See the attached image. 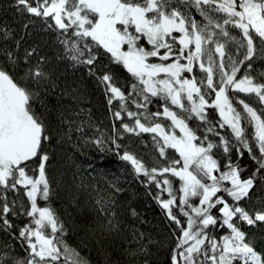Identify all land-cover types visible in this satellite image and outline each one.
Masks as SVG:
<instances>
[{
	"label": "snow or ice",
	"instance_id": "1",
	"mask_svg": "<svg viewBox=\"0 0 264 264\" xmlns=\"http://www.w3.org/2000/svg\"><path fill=\"white\" fill-rule=\"evenodd\" d=\"M15 3L21 12L54 21L65 36L58 38L64 55L57 59H67L73 66L87 65L89 74L95 75L97 50L102 48L135 79L131 91L125 92L113 82L110 73L98 77L109 95L108 104L119 102L120 110L114 117L122 120L125 112L134 119V126L121 123L125 132L154 134L153 140L162 158L167 159L168 148L179 154V159L169 161L167 166L149 170L133 153L117 152L121 160L132 165L136 174H142L149 183L154 182L157 188L168 193V199L159 195L155 199L166 210L168 218L180 227L171 264H264V253L255 249L239 227L240 221L248 225L264 222V210L253 214L240 206L254 188L257 175L264 180V110L258 111L234 96L235 93L255 95L264 104V82H257L248 71L237 77L245 62L247 69L252 68L258 51L257 40L261 45L260 54L264 55V0H179L175 7L172 0H43L42 3L15 0ZM192 8L206 22L191 15ZM229 26L238 29L240 36L232 35ZM24 27L27 29L28 24ZM141 41H146L151 48L144 47ZM233 44L243 59H234L228 51ZM7 55L15 66L17 59L11 52ZM35 55L37 50L32 48L24 57L25 64L30 65L24 71V83L0 67V188L18 191L19 186L25 190L29 202L28 208L20 205L29 222L18 233L27 255L0 251V264H89L64 239L65 225L55 210L38 203L49 201L52 195L46 174L49 155L44 151L45 143L52 136L43 113L34 110V103L41 96L40 88L51 80V74L45 67L44 56L31 65V57ZM150 57H157L160 62L150 63ZM197 65L203 74L199 79L194 74ZM185 73L193 75L189 77ZM55 86L52 81L51 87ZM210 93H214L211 101ZM153 97L163 101L162 111H148ZM129 100L144 111L129 110ZM209 108L217 110L219 122L209 120ZM141 117L151 123L142 122ZM158 117L170 120L171 124L154 122ZM193 120L205 126L203 135L197 134L199 125L190 126ZM249 127L250 137L246 131ZM218 128L225 129V134ZM175 129H179V135ZM209 134L219 137L218 143L209 139ZM96 143L101 145L103 141L98 139ZM112 143L116 149L121 147L115 139ZM219 148L225 154L235 149L239 157L247 150L258 168L242 178L239 164L229 160L224 165L227 170L221 171L213 153V149ZM36 158L40 161L38 175H30L29 165ZM165 174L178 178L179 189L174 190L172 180ZM157 176L164 179L158 180ZM225 181L230 186H225ZM221 192L231 197L233 203L219 195ZM191 198H196L198 203ZM0 201V228L10 231L13 225L8 216L18 214L17 202L13 201L10 206L6 195ZM96 203L98 222L92 235L102 244L116 225L102 219L109 215V207L100 200ZM261 203L264 205V201ZM174 207L179 208L186 224L174 214ZM214 209L219 215L213 214ZM210 228L228 231L217 238Z\"/></svg>",
	"mask_w": 264,
	"mask_h": 264
},
{
	"label": "trees",
	"instance_id": "2",
	"mask_svg": "<svg viewBox=\"0 0 264 264\" xmlns=\"http://www.w3.org/2000/svg\"><path fill=\"white\" fill-rule=\"evenodd\" d=\"M32 2L35 3V0ZM40 2L42 3L43 0ZM178 2L179 0H172V6L175 7ZM190 14L198 21L206 22L194 8L190 10ZM25 24H28L27 29L24 27ZM229 28L232 35L240 36L238 29H231L230 26ZM58 38L64 39L65 36L50 18L45 21L43 17H35L19 11L15 0H0V67L12 73L18 82L24 83V71L30 66L25 64L24 57L28 50L35 48L37 55L31 57V65H35L39 57L44 56L45 67L51 74V80L40 88L41 96L34 103V110L43 113L52 136L51 141L44 145V151L49 155L46 174L52 195L49 201H38V203L40 206L50 205L55 210L65 225L64 239L69 245L77 248L89 264H171L180 227L168 218L166 210L162 209L155 199L158 195L168 199V193L157 188L154 182L149 183L148 178L142 174H136L132 165L121 160L117 152L133 153L149 170L153 167L167 166L169 161L179 159V154L174 149L168 148L167 159L160 157L153 140L154 134L127 133L121 127V123L134 126V119L129 118L125 112H122V120L114 117V113L120 110L119 102L108 104L109 95H106L105 86L98 77L108 72L113 75V82L123 91H131V84L135 79L122 64L115 63L110 54L100 48L97 50L95 75H90L87 65L73 66L67 59H57L64 55L63 46ZM88 39L91 43L90 38ZM140 43L148 49L151 48L146 41ZM260 47L257 40L258 51L252 61L253 66L247 69V62L241 65V71L237 73L238 78L248 71L257 82H264V55L260 54ZM228 51L234 59H243L242 55L237 54L235 44ZM243 51L242 49L241 52ZM9 52L17 59L15 66L8 58ZM149 59L154 63L160 62L157 57ZM194 74L197 79L203 75L198 65ZM184 75L190 77L193 74ZM215 79L219 81L218 74ZM52 81L55 82V87H51ZM234 96L239 99L244 98L243 93H235ZM252 96L254 100H245V102L258 111L264 110V104H261L255 95ZM135 99L140 98L135 97ZM151 99L152 103L149 104L148 111H162L160 105L163 101L157 97ZM208 99L209 101L214 99V93H210ZM127 104L129 110L133 112L144 111L136 108L131 100L127 101ZM174 110L179 111V109ZM207 113L210 121L219 122L220 117L216 109L209 108ZM141 119L146 124L151 123L144 121L143 117ZM154 122L171 124V121L164 117H158ZM189 123L193 128L199 125L197 134L203 135L205 126L201 125L199 120ZM217 130L222 135L226 131L219 128ZM177 131L175 129V132ZM246 131L250 137L251 128H247ZM227 134L231 135L230 130H227ZM98 139L102 140L103 144L98 145L96 143ZM113 139L121 145L119 149H116L112 143ZM209 139L217 143L219 141V137L212 134H209ZM213 153L214 158L221 165V171L227 170L224 165L228 164L229 160L239 164L242 178H247L258 168V164L251 159L247 150H244L242 157L238 156L235 149L228 154H225L222 148L213 149ZM39 163L38 158L30 163V175H37ZM214 174L219 175V173ZM165 175L172 180L174 190L179 189L178 178L172 177L171 174ZM157 179L162 181L164 177L157 176ZM18 189L11 191L0 188V197L6 195L10 206L13 201L17 202L18 213L15 216L11 214L8 216L13 225L10 231L0 228V251L26 256L18 233L19 229L29 222V218L20 211V205L28 208L29 202L24 194L25 190L19 186ZM179 194L177 191L176 195ZM219 195L229 203H233L232 198L226 193L221 192ZM191 199L197 203L196 198ZM98 200L109 207V215L102 218L104 222L111 220L116 225L111 234L104 238L102 244L97 243V238L92 235V229L98 222L99 206L96 203ZM262 201H264V180L258 174L249 197L241 201L240 206L254 214L256 210H264ZM173 212L186 224V218L182 216L178 207H174ZM213 214L219 215L215 209ZM239 227L246 232L247 240L252 242L255 249L264 253V222L248 225L240 221ZM217 229L210 228L209 231L215 232L218 231Z\"/></svg>",
	"mask_w": 264,
	"mask_h": 264
},
{
	"label": "rangeland",
	"instance_id": "3",
	"mask_svg": "<svg viewBox=\"0 0 264 264\" xmlns=\"http://www.w3.org/2000/svg\"><path fill=\"white\" fill-rule=\"evenodd\" d=\"M124 50H127L125 47H124ZM149 62L150 63H154L152 61H150L149 59ZM170 62V61H169ZM161 76H163V74H161ZM244 100H254V97L253 96H246L244 95ZM178 131L176 132L177 135H179V129H177ZM37 175H38V171H37ZM224 185L225 186H230L228 182H224ZM198 203V201H197ZM218 231H215V232H211L212 234H214L217 238H219L221 235L225 234L228 230L226 228H223V230H220V228L217 229Z\"/></svg>",
	"mask_w": 264,
	"mask_h": 264
}]
</instances>
